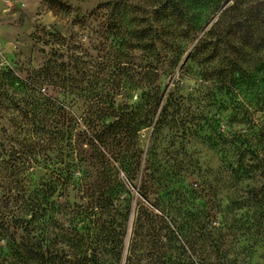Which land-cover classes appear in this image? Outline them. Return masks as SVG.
Instances as JSON below:
<instances>
[{
    "label": "rangeland",
    "instance_id": "rangeland-1",
    "mask_svg": "<svg viewBox=\"0 0 264 264\" xmlns=\"http://www.w3.org/2000/svg\"><path fill=\"white\" fill-rule=\"evenodd\" d=\"M177 1L184 11L202 16L203 27L184 39L177 70L163 80L155 120L163 116L169 91L182 105L172 104L162 123L141 130L136 141L108 136L94 146L80 134L87 129L92 95L115 112L122 105L133 112L144 104L140 97L146 89L133 83L137 72L144 73L150 61L159 59L146 46L148 17L160 6L155 0H0V79L4 73L27 78L57 58V51L66 61L80 58L79 72L69 68L65 95L59 88L44 89L65 105L68 121L58 125L64 137L55 136L51 160L40 157L29 168L37 186L48 192V210L44 216L40 211L36 237L40 252L55 264L60 259L66 264H214L220 251L232 264H264V219L262 232L242 234L253 210L231 207V201L264 180L239 181L231 172L239 155L232 142L252 138L264 126V56L255 54L244 65L245 74L234 77L226 71L220 75L219 58L206 75L203 56L181 65L235 0ZM55 34L66 43L58 45ZM165 47L160 38L157 49ZM15 87L8 93L19 98ZM8 105L0 104V110ZM115 120L98 121L97 130ZM9 125L8 119H0V129ZM137 147L143 150L141 170L147 173L148 190L142 174L130 179L120 161L135 163ZM147 201L169 217L160 241L143 237L146 231L136 223ZM222 223L221 237L216 228Z\"/></svg>",
    "mask_w": 264,
    "mask_h": 264
},
{
    "label": "trees",
    "instance_id": "trees-1",
    "mask_svg": "<svg viewBox=\"0 0 264 264\" xmlns=\"http://www.w3.org/2000/svg\"><path fill=\"white\" fill-rule=\"evenodd\" d=\"M176 1L155 0L160 8L153 10L148 17L149 41L146 48L152 57L157 56L159 59L150 61L146 68H143L145 72L142 74L137 72L134 78V86L146 89L140 97L144 99V104H137L133 112H128V107L122 105L119 112H115L101 105L104 101L99 99L98 95H92L85 116L87 129L80 133L92 145L105 141L108 136L119 140L128 136L136 141L141 130L162 123L172 104L182 105V102L175 100L174 93L169 91L162 110L163 116L161 118L159 115L161 120H155L161 101V89L165 83L163 80L170 79L177 70L184 53V39L203 27L202 16L184 11L182 2ZM263 4L259 0H235L234 4L226 8L211 28L199 38L188 58L196 61V58L204 57L206 64L203 69L204 75L209 72V65L216 58H219V66L224 67L221 69L218 66L220 75H224L225 71L227 76L232 77L236 73L241 76L245 74L244 65L249 64L255 54L260 53L264 56ZM160 38H165L166 41V47L162 50L157 49ZM57 40L58 45L66 43L61 36H57ZM55 55L57 58L48 59L27 78L17 79L12 73H4L3 79H0V104L8 102L11 105L0 110L2 111L0 119L10 121V128L4 126L0 129V264H34L38 260L40 264H55L52 259L46 257V253L40 252L36 237L40 211L44 216L48 210V192L37 186L32 171H29V168H33V165L39 162L38 158L51 160L49 152L52 150L55 136L64 137V130L58 129V125L64 127L68 121L65 105L45 92L47 90L45 87L59 88L60 93L65 95L69 87L70 66L80 71L81 63L78 56L75 61H66L65 55L60 51ZM185 69L186 66L181 68V75ZM164 86L167 88V85ZM10 87L19 90L21 97L9 95L7 89ZM110 116H115L116 120L104 124L103 130H97L96 123ZM232 143L239 154L237 167L232 166V174L239 181L245 178L264 179V126L259 128L258 134L252 138H246L239 144ZM142 154L143 150L137 147L135 163L123 157L120 161L130 179L142 174V182L148 190V181H144V175L147 173L141 170ZM258 183V186L250 189L245 195L231 201L232 210L240 211L244 208L253 210V214L247 215L246 221L243 222L242 234L253 235L262 232L264 180ZM146 206L136 223L141 232L146 231L143 237L151 236L160 241L163 236L160 233L167 229L169 217L149 201ZM221 225L223 226L216 228V231L222 237L221 233L225 226L224 223ZM230 229L231 235L236 236L232 226ZM152 231L154 236L151 234ZM174 237L175 232L173 239H177ZM220 243L222 244L223 240ZM66 263L67 261L60 259V264ZM214 264H232V261L227 253L220 251L215 256Z\"/></svg>",
    "mask_w": 264,
    "mask_h": 264
},
{
    "label": "water",
    "instance_id": "water-1",
    "mask_svg": "<svg viewBox=\"0 0 264 264\" xmlns=\"http://www.w3.org/2000/svg\"><path fill=\"white\" fill-rule=\"evenodd\" d=\"M187 58H188V55L185 57L181 65H183L186 62ZM124 264H125V261H124Z\"/></svg>",
    "mask_w": 264,
    "mask_h": 264
},
{
    "label": "built area",
    "instance_id": "built-area-1",
    "mask_svg": "<svg viewBox=\"0 0 264 264\" xmlns=\"http://www.w3.org/2000/svg\"><path fill=\"white\" fill-rule=\"evenodd\" d=\"M8 4H12V2H8Z\"/></svg>",
    "mask_w": 264,
    "mask_h": 264
}]
</instances>
